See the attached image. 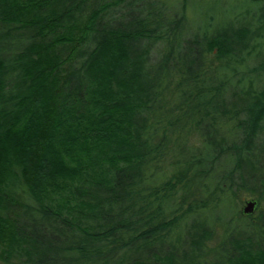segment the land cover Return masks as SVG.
Segmentation results:
<instances>
[{
  "label": "trees",
  "instance_id": "1",
  "mask_svg": "<svg viewBox=\"0 0 264 264\" xmlns=\"http://www.w3.org/2000/svg\"><path fill=\"white\" fill-rule=\"evenodd\" d=\"M224 1L0 0L1 262L264 264V0Z\"/></svg>",
  "mask_w": 264,
  "mask_h": 264
},
{
  "label": "rangeland",
  "instance_id": "2",
  "mask_svg": "<svg viewBox=\"0 0 264 264\" xmlns=\"http://www.w3.org/2000/svg\"><path fill=\"white\" fill-rule=\"evenodd\" d=\"M167 1V0H164ZM207 1L209 0H190V6H189V24L191 26H194L195 23L199 20L198 19V15L196 13V11H200L201 13L204 14L205 10H206V5H207ZM230 1L226 0L224 1V3H220L219 5H221V8H223L225 3H229ZM202 17H200L201 19ZM248 18V17H247ZM197 24V23H196ZM250 67H253L256 65V61H250L249 63ZM205 183V178H196L195 179V183L194 185L191 187V197H190V201H200L202 200L203 202H207L206 199H204V196H202V188L204 186ZM211 183L213 184V180H211ZM184 193H182L181 195H183ZM206 197H209V195L204 194ZM219 200H211L208 205L205 208L200 209L199 211H197L196 214H191L188 218L187 224L189 226L196 224L198 222L200 223H204V224H210L216 221L217 217L222 218V221L225 225H229L232 228H236L239 224V222L236 221H230L231 219V214L232 212H234V209H236V213L238 215H240V211L244 208L245 203L249 200H252L253 197H251V195L245 193V190H241L239 191L237 194H235L234 200L231 197V195H219ZM181 200V199H179ZM235 205V207H234ZM217 222V221H216ZM217 229H213L214 230V234L212 235V238L207 242V244L209 245V247H213L215 245L218 244V242L220 241L219 237H221V230H224L221 227H216ZM183 225H178L173 231L171 237L172 240H176L177 237L183 235V240H188L186 239V231ZM210 230V229H209ZM209 232V231H208ZM225 235V234H224ZM181 253L183 252H188L190 251V247L188 245V242L186 241V244H183L182 247H180ZM182 256V255H181ZM211 258V257H210ZM0 264H5L3 262L0 261Z\"/></svg>",
  "mask_w": 264,
  "mask_h": 264
},
{
  "label": "water",
  "instance_id": "3",
  "mask_svg": "<svg viewBox=\"0 0 264 264\" xmlns=\"http://www.w3.org/2000/svg\"><path fill=\"white\" fill-rule=\"evenodd\" d=\"M258 202L256 200H249L245 203L242 213L244 215H253L257 209Z\"/></svg>",
  "mask_w": 264,
  "mask_h": 264
}]
</instances>
